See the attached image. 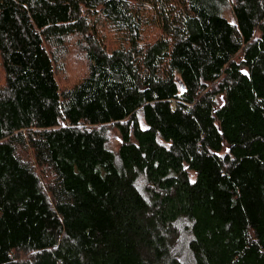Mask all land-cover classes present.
<instances>
[{
  "label": "trees",
  "instance_id": "trees-1",
  "mask_svg": "<svg viewBox=\"0 0 264 264\" xmlns=\"http://www.w3.org/2000/svg\"><path fill=\"white\" fill-rule=\"evenodd\" d=\"M0 264H264V0H0Z\"/></svg>",
  "mask_w": 264,
  "mask_h": 264
},
{
  "label": "rangeland",
  "instance_id": "rangeland-1",
  "mask_svg": "<svg viewBox=\"0 0 264 264\" xmlns=\"http://www.w3.org/2000/svg\"><path fill=\"white\" fill-rule=\"evenodd\" d=\"M225 16L228 20L233 21V16L230 11H226ZM77 53L69 56L70 60H68L64 67V74L59 75L61 81L66 85H71L74 81L77 80L81 74H83V63L80 62V57L76 56ZM104 134L107 139V148L114 153H117L119 144H120V136L118 129L115 125H107L105 126ZM183 261L188 262V258H182Z\"/></svg>",
  "mask_w": 264,
  "mask_h": 264
}]
</instances>
